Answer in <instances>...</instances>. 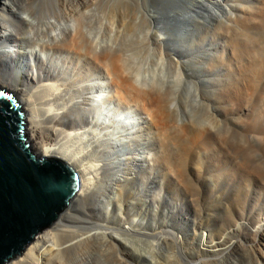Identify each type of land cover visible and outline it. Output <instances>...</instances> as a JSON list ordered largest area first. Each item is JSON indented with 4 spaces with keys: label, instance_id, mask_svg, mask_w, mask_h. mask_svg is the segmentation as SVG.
Returning a JSON list of instances; mask_svg holds the SVG:
<instances>
[{
    "label": "bare ground",
    "instance_id": "bare-ground-1",
    "mask_svg": "<svg viewBox=\"0 0 264 264\" xmlns=\"http://www.w3.org/2000/svg\"><path fill=\"white\" fill-rule=\"evenodd\" d=\"M234 1L183 0L184 9L178 0H2L0 63L10 78L0 72V87L13 92L23 105L32 152L40 158L66 162L81 178L80 190L70 207L35 237L22 257L7 264H99V259L107 264H155L158 258L171 262L167 254L170 236L185 264L207 262L187 261L189 245L210 259L229 252L224 239L217 240L236 230L237 217L231 216L225 224L218 225V233L214 234L203 233L202 220H195L193 234L188 237L172 235L168 224L156 223L150 212L136 218L133 210L140 203L135 192L138 178L150 181L158 177V186L167 189L166 169H155L167 165L170 147L176 145L183 150V156L190 155L194 144L202 141L213 146L222 134L221 120H217L220 128L214 124L215 118L224 114L216 106L217 96L233 83L230 77L236 71L218 66L219 59L229 57L219 55L221 44L213 36L235 31L233 11L238 5ZM201 6L207 17L199 12ZM250 8L246 10L249 16ZM107 13L111 20H107ZM138 29L142 33L138 34ZM105 30L107 35L109 31L117 36L109 39L111 35L107 38ZM130 52L133 56L152 52L166 58L171 66L182 70L184 81L179 84L183 86H178L182 90H173L170 85L142 89L135 81L133 69L137 64ZM92 76L100 81L96 82L97 89H93L96 83H90ZM105 87L112 90L105 102L115 107V114L108 118H102L103 105L96 107L94 102H100ZM189 95L198 101L196 106L189 103ZM133 106L138 110V125L134 120L120 119ZM247 111L241 108L237 114L245 117ZM182 116H188V121H183ZM224 121L227 124L228 118ZM229 133L224 132L227 138ZM76 138L85 140L78 151L68 145ZM232 141L223 140L231 151ZM121 155L125 158L121 159ZM222 205L227 209L226 202ZM161 215L167 217V212L162 210ZM246 216L240 219L249 222H243V227L257 222L255 217ZM69 221L72 226L67 225Z\"/></svg>",
    "mask_w": 264,
    "mask_h": 264
},
{
    "label": "rangeland",
    "instance_id": "rangeland-1",
    "mask_svg": "<svg viewBox=\"0 0 264 264\" xmlns=\"http://www.w3.org/2000/svg\"><path fill=\"white\" fill-rule=\"evenodd\" d=\"M250 1L252 2L248 3ZM250 1L235 0L233 2L234 5L236 3V6L238 5L235 11H233L236 23L235 21H232V27L234 26L233 30H238L237 33H235V31H231L227 35L219 37L211 35L214 37L216 42L221 44V47H218L217 49L219 55H223L225 53L229 57L228 60L219 59L220 61L218 66L223 68L231 67L230 69L236 71V73L230 77V80L233 81V83L219 91L217 96L216 106L224 114L217 116V119L215 118V121H213L216 122L214 123L217 125L216 127L219 126L218 128H220L222 126V134L217 128V133L221 134V138L220 136L219 139L217 137V143H214L213 146L208 143L203 144L202 141H200L198 145L194 144L191 154L185 156H183V150L180 147L176 145L170 147L167 165L157 166L155 169L160 172L163 168L166 169L168 181H165L164 185L167 186V189H162V187L158 186L160 185V179L158 177H156V179L153 178L150 181L138 178L135 182V192L139 195L137 196V199L140 200L137 208L133 210L136 218H143L146 212H150L151 216L156 218V223L165 221L168 224V232L172 235L187 236L188 234V237H190L194 230L193 222L200 219L204 224V229L202 230L203 233H218V225L225 224L231 216L237 217L238 223L237 226L234 227L236 230L231 234L221 235V238L217 240L218 242L224 239L222 240L223 243H225L224 247L230 246V250H228L229 252L226 251L225 253L219 255L216 259H210L209 256H204L201 253L196 252L198 250L196 246L189 245V254L186 260L190 262L202 260L207 261L204 264H220V261L223 264H260L261 262V264H264V0ZM178 2L183 5L181 7L184 8L185 5L183 4V0H178ZM239 4L244 7H240ZM238 7L244 8V10L238 9ZM248 7H251L250 9L252 13L250 16L246 14ZM198 10L201 12V15L207 17L204 7L201 6ZM108 14L109 13H107V16H109V18L106 15L105 17H107V20H111L112 16ZM248 17L254 19L251 21ZM138 30V34H140V32L142 33L141 29ZM172 30L175 32L174 28H172L171 31ZM110 33L111 32L108 31L107 35V31L105 30V36L107 35V38L111 35L109 39L117 36V34L113 35L114 33ZM225 44L226 49L222 48ZM131 54L133 56V52ZM145 54V56H142V54L139 56L137 53L136 55L139 56L137 57L134 53L135 56H133L132 59L133 62L135 60L136 63H134L137 64L133 69L135 70V72L133 71L135 75L134 73L133 75L137 77V80L135 81L138 82L139 85L143 86V88L140 86L142 89L146 88L149 91L151 88L153 89L154 86L161 89L162 87L166 88L170 85V87H174V89L172 88L173 90H182V88H178V86H180L179 83L183 84L184 81L182 70L181 72L178 71L174 66H171L168 63L166 58H160L162 56L158 53L157 54L160 57L156 53L152 52L150 54ZM144 58L147 59L148 62ZM168 64L170 66H168ZM0 70L3 76L10 78L8 73L9 71L5 66H2L1 63ZM96 82H98V79L92 76L90 78V83ZM182 86L183 85L180 87ZM93 87V89H97V83ZM111 92V88L105 87L103 97L101 99L102 101L100 100V102H97V100L94 99L96 107L103 105L102 118H108L115 114L114 105H110L105 102L106 97L110 95ZM188 98L190 104L194 106L198 104V101L192 95H189ZM20 105H22L21 102ZM241 108H246V110H248L245 117H241L237 114V110ZM130 109V112L125 116L123 115L120 119L125 122L134 120L136 125H138L137 107L133 106ZM190 110L191 114L194 115L193 110L191 108ZM182 117L183 121H188V116ZM224 118H228L227 124L224 121ZM234 118L236 120H234ZM217 120H221V124L217 122ZM236 121L239 122L236 123ZM223 127L225 128L223 129ZM226 129H229V135L231 134L229 136L230 138H227L228 136L225 135L228 134ZM240 135H244L243 137H246L248 141L245 138L244 140L242 136L240 137ZM248 135H251L252 139H250V136ZM255 136H260L261 139L259 137L257 140L254 138ZM239 137L242 139L239 140ZM224 138L225 141L228 140V142L232 141L231 138L233 140L235 139L232 141L234 143H230L234 150L231 151L230 148L224 144ZM77 139L78 138H76V140L72 139L71 142H68V145H71V149L75 151L81 150L85 142V140L82 141L81 139H78L77 141ZM245 142H247V144ZM250 142L252 143L250 144ZM242 143L244 144L243 146ZM72 145L75 147L73 148ZM199 146L203 148L201 149ZM204 148L206 149L204 150ZM212 149L216 150L212 152ZM194 151L196 152L195 156L193 153ZM249 151L251 154L248 153ZM246 154L247 156H245ZM191 155L193 157H191ZM124 158L125 156L121 155V159ZM138 158L141 160L140 156ZM244 158H246V161H243L245 160ZM243 165L244 167H242ZM223 202H226L227 209L223 207ZM110 209V211H112V208ZM162 210L167 212V217H163L161 215ZM204 211H207L206 213H208L209 216H206ZM75 215H78V213L75 212ZM246 215L255 217L257 222L252 224L250 223L247 227H243V222L249 223L247 220H240L244 218L247 219L248 216ZM240 222L242 227L240 226ZM67 225L72 226V223L69 221ZM91 228L94 229V226ZM129 237L130 236L126 238ZM170 238L171 240L170 245H168L167 254L168 256H172V258L170 256L171 262L170 260L167 262V260L158 258L159 260L157 259L155 264H185L184 258L179 253L174 242L172 243L173 237L170 236ZM140 239L144 240L142 238ZM188 242L191 243L193 241ZM194 243H196V241H194ZM141 248L143 249L144 247ZM168 250L170 251L168 252ZM179 260L181 262H179ZM99 264L107 263H105V260L99 259Z\"/></svg>",
    "mask_w": 264,
    "mask_h": 264
},
{
    "label": "water",
    "instance_id": "water-1",
    "mask_svg": "<svg viewBox=\"0 0 264 264\" xmlns=\"http://www.w3.org/2000/svg\"><path fill=\"white\" fill-rule=\"evenodd\" d=\"M0 93V264H7L70 207L81 178L66 162L32 152L23 105L10 90Z\"/></svg>",
    "mask_w": 264,
    "mask_h": 264
},
{
    "label": "snow or ice",
    "instance_id": "snow-or-ice-1",
    "mask_svg": "<svg viewBox=\"0 0 264 264\" xmlns=\"http://www.w3.org/2000/svg\"><path fill=\"white\" fill-rule=\"evenodd\" d=\"M0 94H2V93H0Z\"/></svg>",
    "mask_w": 264,
    "mask_h": 264
}]
</instances>
